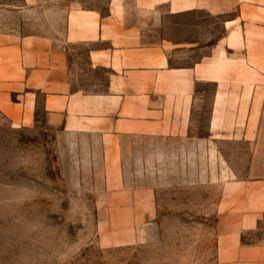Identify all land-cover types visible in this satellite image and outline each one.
Returning a JSON list of instances; mask_svg holds the SVG:
<instances>
[{
  "label": "crops",
  "instance_id": "1",
  "mask_svg": "<svg viewBox=\"0 0 264 264\" xmlns=\"http://www.w3.org/2000/svg\"><path fill=\"white\" fill-rule=\"evenodd\" d=\"M0 122L55 131L125 238L157 190L220 186L219 264H264V0H0ZM236 140L250 164L230 184Z\"/></svg>",
  "mask_w": 264,
  "mask_h": 264
},
{
  "label": "rangeland",
  "instance_id": "2",
  "mask_svg": "<svg viewBox=\"0 0 264 264\" xmlns=\"http://www.w3.org/2000/svg\"><path fill=\"white\" fill-rule=\"evenodd\" d=\"M201 89L197 121L206 132L214 91ZM220 147L230 184L247 177L249 147L237 140ZM79 168L47 126L13 129L0 122V264H219L220 186L157 190V220L136 222V233L146 236L133 240L104 220L99 183Z\"/></svg>",
  "mask_w": 264,
  "mask_h": 264
}]
</instances>
